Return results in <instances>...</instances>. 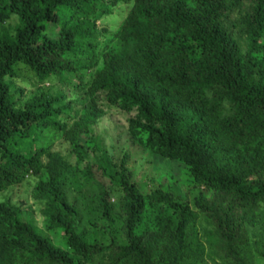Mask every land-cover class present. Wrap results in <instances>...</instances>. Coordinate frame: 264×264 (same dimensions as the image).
Returning <instances> with one entry per match:
<instances>
[{"label":"trees","instance_id":"16d2710c","mask_svg":"<svg viewBox=\"0 0 264 264\" xmlns=\"http://www.w3.org/2000/svg\"><path fill=\"white\" fill-rule=\"evenodd\" d=\"M121 2L132 5L119 26H99ZM19 64L36 76L33 93L12 80ZM52 78L62 89L44 85ZM111 108L133 113L134 143L186 164L195 205L213 225L205 239L215 264L264 256L251 246L264 236L249 233L264 231V0H0V188L37 175L46 229L65 244L2 201L0 264L203 260L198 212L161 183L142 192L127 153L116 161L95 145V163L74 184L67 156L44 145L45 131L60 132L86 159L80 136ZM148 208L155 225L139 232Z\"/></svg>","mask_w":264,"mask_h":264},{"label":"rangeland","instance_id":"374dc122","mask_svg":"<svg viewBox=\"0 0 264 264\" xmlns=\"http://www.w3.org/2000/svg\"><path fill=\"white\" fill-rule=\"evenodd\" d=\"M131 5L132 2H121L117 4L113 7L109 14L104 15L101 19H98L97 23L99 26H107L108 29L111 30L116 29L129 12ZM15 20L16 19H11L9 25H13ZM16 69L19 74L12 78L14 84H16V86L23 87L26 93H33L37 87V80L34 73L23 64H19ZM52 84H55L54 86L62 89V85L56 83L55 78L44 82V85L46 86H50ZM68 94L70 96L73 95V93ZM73 105L75 107H80V104L75 103ZM132 114V112L126 113L111 108L101 116L95 125H93L91 135L88 133H82L80 136V143L84 145L88 153L87 158L83 160H80L75 153H70L69 147L60 132H51L50 130L45 131L42 141L44 145H49L48 147H50L51 150L59 151L63 155L67 156L73 169L70 173V178L74 184L75 182L81 183L83 180L81 169H85L87 162L90 161L92 164L95 163L96 159L93 150L95 145L104 149L106 153L116 161H119L120 158L127 153L129 156L128 165L133 171V179L137 181L142 192L146 193L151 187L161 183L165 188L173 190L174 193L181 199L188 200L194 211L198 212V215L194 220V231L198 233L200 239L206 245V249L205 254H203V260L197 264H215L211 256L207 254L208 243L205 239L206 232L211 230L213 225L212 222L208 221L209 219L205 217L204 213L199 212L197 206L195 205L194 198L198 195V188L194 186V180L190 176L186 164L177 160L164 159L156 156L149 150L143 149L140 145L129 139L126 133V119ZM68 121L69 124H71L72 119H69ZM43 159H46V157L44 156ZM37 182V175L27 174L24 176L22 181L0 188V202L10 201L19 207L22 211L21 213L23 218L32 220L37 229L44 235H47L55 246L60 249H65V244L60 230L51 232L46 229L47 219L46 212L44 211L46 200L40 197H35L33 194L34 185ZM211 195V192L205 191L206 197H210ZM110 200L113 203H116L118 195H112ZM263 207L264 205H262L259 210L263 209ZM116 211L118 210L116 209L115 212ZM155 214L156 211L152 208H148L144 211L142 221L138 226L139 232L147 228L154 227L156 222ZM120 218V215L117 216V224L120 222ZM261 227L262 226L258 224L256 227L249 230L253 241L260 239L261 236H264L260 235L262 232L264 233ZM105 236L100 235L101 238ZM251 246L254 252L256 249L264 251L263 240H259L256 245ZM254 259L255 264H264L263 255L255 253Z\"/></svg>","mask_w":264,"mask_h":264}]
</instances>
